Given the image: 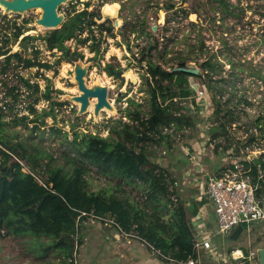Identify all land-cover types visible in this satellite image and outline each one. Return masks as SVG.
Returning <instances> with one entry per match:
<instances>
[{"label":"trees","instance_id":"trees-1","mask_svg":"<svg viewBox=\"0 0 264 264\" xmlns=\"http://www.w3.org/2000/svg\"><path fill=\"white\" fill-rule=\"evenodd\" d=\"M213 3H215V12L236 14L234 5L228 0H213ZM88 6L89 2H85V7L77 10L72 5L61 26L50 29L44 37L48 49L56 48L61 52L60 56L67 60L78 59L82 54L77 51L70 53L65 41L76 39L78 43L84 44L91 40L90 51L97 53L101 36H96L94 28H98L99 35L105 31L107 36H114L112 24L98 22L97 19L100 18L98 10L90 11L87 9ZM168 6L172 7V4ZM188 13L185 11L186 16ZM22 26L23 23L13 22L12 25L4 28L11 29L9 36L5 31L0 35L3 43L0 46V55L5 54L0 65V85L5 88L4 97L9 98L4 101V106L10 111L18 101H22L18 85L8 84L4 79L11 66L25 69L50 67L49 63L41 62L36 57L23 56L19 51L8 53V48L1 50V47L18 40L23 33ZM84 32L87 33L86 36L81 37ZM262 32L261 41L264 42V30ZM30 38L33 36H23L19 44L26 47L25 40ZM189 46L192 49L194 47L199 53H208L207 46L201 38L197 40L196 45ZM149 48L154 50L157 58L163 59V64L168 61L169 58L164 59L167 49H158L157 43L151 45L148 42L147 46L141 49V54ZM34 52L37 53L38 50ZM146 54L147 56L142 55L140 59L146 66L143 74L148 95L146 108H143L142 103L130 100L129 106L124 109L125 114L122 115L127 120L118 118L115 124H106L107 136L91 131H73L71 139H66L64 132V143L69 148V152L65 153L68 167L53 164L50 154L27 146L18 137V129H16V125L20 123L28 129V136L34 130L39 131L38 135L44 133L39 130V125H44L43 116L54 114L53 105L61 102L53 99L49 110L43 109L38 112L34 107L38 99L36 96L34 101H30L27 105L28 113L33 114V117L28 118L27 114L20 116L15 114L11 120L13 126L11 129L5 128L8 122L1 118L2 112H0V237L30 234L36 239L48 238L45 244L41 240L40 246L43 251L49 249L56 251L55 264H79L76 262V256L83 241L84 234L81 233L90 225L84 221H94L107 223L112 228V232L124 233L128 237L144 242L167 264H183L178 261L185 262L190 257L196 258L193 239L196 225L200 221L198 205L203 200L189 207L173 196L172 186L178 177L176 172L169 169L176 165L177 158L183 156L179 145H174L173 133L177 132L182 138L198 132L193 120L194 110L180 101L190 96L197 101L194 87L188 84L186 77L206 78L207 88L214 92L213 98L215 93L221 94L223 91L221 86H217L215 78L218 73L220 74L222 65L215 54H208L200 63V72L192 74L172 69L175 66H186L188 57L177 58L174 64L165 66L154 59L149 52ZM226 59L232 70L234 68L243 70L239 60L229 56ZM105 70L109 75H116L118 67L107 63ZM232 70L230 75L237 76V72ZM249 73L256 79L264 81L262 68L257 67ZM17 76L19 86L22 84L27 90H31L26 97L38 92L36 82L30 83L21 75ZM44 97L50 98L48 87ZM192 101L199 111V103L194 99ZM132 104L134 107H131ZM213 104L215 106L213 113L217 117L219 127H226L238 118L231 108L221 114L220 104L215 101ZM256 119L259 122L261 117ZM262 128L263 124L260 129ZM169 129L170 134L167 133ZM51 131L58 130L51 128ZM260 136L264 137L262 131ZM255 137L253 132L249 133L245 143L252 142ZM218 138L224 140L221 146L216 144ZM211 139L214 140L217 148L222 149L221 154L227 147L236 144L235 138L229 133L223 135L211 133ZM160 147L167 156H174L173 161L172 158L167 159L171 160L170 166L166 159H162V162H165L164 160L167 162L163 165L154 156ZM172 150L176 152L171 153ZM19 161H22L42 182L33 174L23 170V165ZM258 162L264 168V152L252 160L254 165ZM91 166L108 177V182L95 190L90 189L86 178ZM245 166H248L246 161ZM113 179L116 181L111 184L110 181ZM123 185L137 189L141 195H133L130 190H125ZM255 242H259V238H256ZM260 246H264V243ZM229 249L228 246L227 250ZM244 251L247 252V249Z\"/></svg>","mask_w":264,"mask_h":264},{"label":"rangeland","instance_id":"rangeland-1","mask_svg":"<svg viewBox=\"0 0 264 264\" xmlns=\"http://www.w3.org/2000/svg\"><path fill=\"white\" fill-rule=\"evenodd\" d=\"M228 1L234 5L235 15L230 12H215L213 0H70L61 5L58 11L67 17L72 5H74L75 9L81 10L85 7V2H89L87 9L90 11L98 10L99 12L100 18L97 19L98 22L104 21L105 24H112V31L114 33L112 37L107 36L105 31H102L101 35H99L98 28H94L96 36H101L98 43L99 51L97 53L90 51L91 40H88L84 44L78 43L76 39L65 41L70 53L75 51L80 52L82 57L79 59L83 63H89V68L85 75L87 84L91 85L94 82H99L108 87L107 96L113 103L115 112L102 111L97 120H93L92 118L91 107L88 112L77 116L78 103L62 100L64 94H77L78 92L76 85L73 83V65L77 59L72 58L67 60L60 56L61 52L56 48H47L44 37L50 29L34 25V20L40 16V8L27 10L23 14H6L5 18H0V35L4 34L5 31L9 36L11 29L5 30L4 28L5 26L12 25L13 22L16 24L23 23L21 29L23 33L18 37L16 42L8 43L4 49L8 48V53L19 51L23 56L36 57L41 62L49 63L50 67H30L25 69L19 66L16 68L11 66L7 75H4V79L8 84L18 85L22 99V101H18L13 106L12 111L8 110L4 106V101L9 100V98L4 97L5 88L0 85L1 118L8 122L5 128L11 129L13 127L11 120L15 114L17 116L27 114L28 118L33 117V114L28 113L27 105L30 101H34L36 96H38V99L35 101L34 107L38 112H41L43 109L49 110L53 99L61 102V104L53 105L54 114L43 116L44 125H39V130L44 131V133L38 135L39 131L34 130L28 136V129L20 123L16 125V129H18V137L27 146L50 154L53 164L68 167L67 155L65 153L69 152V148L64 143V132H66V139H71L73 131H91L101 136H107L108 130L105 129L106 124H115L118 118H122L123 121L127 120L122 115L125 114L124 109L129 106L130 100L142 103L143 108H146L145 105L148 98L146 91L147 84L143 78L146 66L145 62H141L140 60L142 55L147 56L146 53L149 52L154 59H157L161 65L165 66L174 64L177 58L188 57V64L197 67L199 69L198 72H200V63L208 54L213 53L222 65L220 74L218 73L215 78L217 86L222 87L225 99L220 98L218 93H215L211 101L210 96L214 92L210 91L209 87L207 88L206 83L208 81L206 78L203 76H187L188 84L193 86L196 92L199 89L202 90V93H198L200 95L199 101H196L193 96L188 97L186 100L181 99L180 101L194 110V123L198 126L205 125L206 128H208V125H206L209 124L208 122H218L216 120L217 117L213 113L215 108L213 104L214 100L220 103L221 114L229 108L227 106L232 107L238 118L235 122L236 128L230 127V130L235 133L239 142L245 140L248 138L249 131H247V128L256 130V132L259 131L256 125L257 120H255L256 112L264 116V81L256 79L249 73L257 67L262 68L264 71V42L261 41L262 31L264 30V0ZM169 4H172V7H169ZM185 11L189 12L187 16ZM0 14H2L1 8ZM191 22L194 23L191 24ZM86 34L84 32L81 37L86 36ZM25 35L33 36V38L25 40L26 47L19 44ZM199 38L204 41L208 53H199L194 47L193 49L190 46L188 47V45H196ZM148 42L151 45L157 43L160 50L167 49L164 59H169H167L166 63L163 64V59L157 58L153 49H145V52L141 54V49L147 46ZM34 50H38V52L35 53ZM227 56L233 57L237 61L239 60L238 62L242 64L243 70L238 68L232 70L227 63ZM3 58L4 55H0V65ZM107 63L117 66L118 70H121L119 75H109L105 70ZM231 70L232 72H237V76L232 77L230 75ZM17 75L28 79L30 83L36 82L38 84V92L32 94L31 97H26L31 93V90H27L22 84L19 86ZM47 87L49 89V99L44 97ZM193 99L199 103V111L196 110L192 101ZM238 99L243 101L242 103L248 109L238 108L234 104ZM131 107H134V105L132 104ZM243 122L245 124H242ZM262 124L264 127V120ZM51 128H55L58 131L53 132ZM213 130L223 132L224 128L215 124L210 130L203 131L202 134L206 136L207 133ZM170 132V129L167 130L168 134ZM173 135L175 136L174 145H179V148L180 145L190 147L191 140L193 139L198 144L200 143L198 138L200 134L198 135V132L193 133L189 137L185 136L182 138L177 132H174ZM263 142L264 139H260V143ZM205 144H207V147L202 145L200 149V155L202 153L205 154L200 158L202 159V164L205 167H212L214 165L212 162H215L216 166H219L218 162L222 159L220 156L222 149L218 148L219 152L212 154L210 151L212 144ZM175 152V150L171 151V153ZM154 156L163 165H165L166 160L162 162V159L172 158V161L175 159L173 155L167 156L162 147L158 148ZM198 167L196 166L195 170ZM90 168V173L86 177L89 181L90 189L95 190L104 186L108 182V177L99 173L95 167L91 166ZM169 170L176 172L174 167H171ZM192 170H194V166H190L189 174ZM34 176L42 182L38 176L35 174ZM191 180L187 179V181ZM115 181L116 179H113L110 182L114 184ZM123 186L125 190H130L133 195H141V192L137 189H131L129 185ZM172 187L175 199H178L177 193L179 190L181 194L186 190L185 186L179 188L178 180L175 181ZM190 189L187 188L189 193ZM260 225L261 229L259 228ZM95 226H98L99 230L94 231L91 229V227L96 228ZM95 226L88 225L85 228L86 231L81 233V235H84H82L83 242L79 245V251L76 256L77 263H80L81 259H83L81 264H88L86 263V260H88L86 259L87 256L97 263L100 259L98 258V253L104 248L105 251L107 248H110L107 242L112 236H108L107 239L105 238L106 236L104 237V229L110 231V226L107 223L102 224L100 222H97ZM101 227L105 228L100 230ZM256 231L261 232L257 233L256 236L261 234L264 240V225L260 222H252L248 229L245 226L234 242H231L232 240L229 239L228 234L223 236L214 235L212 242L224 252L228 251V246L230 248L239 246L244 251L248 248L249 242L252 243L251 238L254 240V233ZM41 240L45 244L48 238L41 237L40 239H36L30 234L0 237V264H55L56 251L52 249L43 251L40 246ZM134 245L144 253L150 251L146 245L141 246L136 242H134ZM107 255L109 256L110 254ZM199 255L203 259L209 258L203 249L200 250ZM251 262H254V260L245 261V264H251Z\"/></svg>","mask_w":264,"mask_h":264},{"label":"built area","instance_id":"built-area-1","mask_svg":"<svg viewBox=\"0 0 264 264\" xmlns=\"http://www.w3.org/2000/svg\"><path fill=\"white\" fill-rule=\"evenodd\" d=\"M194 91L197 95V101H199V94L202 93V90L199 89L197 92L196 90ZM218 95L220 98L225 99L223 91ZM210 100H213L212 94ZM214 101L217 102L216 100ZM242 102L243 101L238 99L234 104L238 108L248 109V107H245ZM247 102L249 101L247 100ZM227 107L234 110L230 106ZM255 117H261V122H256V125L259 128V131L257 132L256 130H250L247 128V131H249L248 134L253 132L256 135L255 139L250 143H245L248 138L239 142L235 133L230 130V127L236 128V120L234 123L222 127L224 128L223 132L213 130L207 133L206 136L202 134L203 131H207V129L210 130L213 125L215 126L216 124L218 126V124L216 122H208L209 124H206L208 125V128H206L205 125L198 126L195 124L198 129V135L200 134L198 137L200 143L197 146L191 145L192 147L180 145L183 156L187 157L192 162H200L202 160L200 158L205 155L204 153L200 155V149L202 145L207 147V144L205 143L212 144L210 147L212 154L218 153V148L214 145V140L211 139V133L221 135L229 133L236 140V144L227 147L221 154L227 168L222 172L211 174L202 180L204 189L201 194L205 195L207 198V202L204 203L203 207L211 210L215 215L216 229L211 230L204 222H202L194 232L193 248L196 258L190 257L185 262L178 261L179 263L245 264V261L256 260V251L253 249L243 252L241 248H231L227 252H224L219 246H215L212 242V237L214 235H227L239 225L242 226L241 232L245 226L248 229L252 222H260L264 225V168L261 166L260 162L256 165L252 163L253 159L258 158V156L264 152V142L260 143V139H264V137L260 136L261 131L264 133V127L260 129L264 116L259 112H256ZM238 122L240 123V121ZM242 124L245 123L243 122ZM216 144L221 146L224 144V140L218 138ZM245 161L248 163V166H245ZM19 162L23 165V170L33 174L22 161ZM196 176L197 175H195V181L200 179ZM201 249L207 251V256H209V258L207 257V260L199 255ZM169 259L176 261L171 258Z\"/></svg>","mask_w":264,"mask_h":264},{"label":"crops","instance_id":"crops-1","mask_svg":"<svg viewBox=\"0 0 264 264\" xmlns=\"http://www.w3.org/2000/svg\"><path fill=\"white\" fill-rule=\"evenodd\" d=\"M191 145L197 146L198 142H196L193 139V140H191ZM167 161L170 162L171 160H167ZM177 161L178 162L174 166V170L176 171V175L178 177L177 180H178L179 188L180 187L182 188L183 186H185L186 190H187V188L188 189L191 188L190 189L191 194L188 192V190H187V192H186V190L183 191L184 193L181 194V193H179L180 192V190H179V192L177 193V198H179L180 200L182 199V201L185 204H188L189 207L193 206L196 202H199L202 199L203 202L198 205V211H197L198 217H200V221L197 223L196 226L198 227L202 222H204L208 228H210L211 230H215L216 229L215 215L213 214V212L211 210L205 209L203 207L204 203L207 202V198L205 197V195L201 194L203 189H204L203 185H202V180L211 174L224 171L227 168L226 163L224 162V160L220 159L218 162L219 166H216L215 162H212V163H214V165L212 167H205L204 164H202V160L200 162H197V161L192 162L185 156H181L180 158H177ZM195 164H197V165H195ZM190 166H194V170H192L191 173L189 174ZM196 166H199L197 170H195ZM195 175H197L196 177L200 178V179L195 181ZM187 179H192V180L187 181ZM84 223L90 224L92 226L97 225V222H94V221H90V222L84 221ZM95 227L96 228L91 227V229L94 231L99 230L98 226H95ZM104 228L105 227H101L100 230H103ZM259 228L261 229V225L259 226ZM111 229L112 228H110V231L104 229V232H105L104 237L106 236L105 237L106 239L108 238V236H112L109 238V240L107 242L109 244L110 248L109 249L107 248L106 251L104 250L105 249L104 248L102 251H100L98 253V258H100V259L97 261V263L95 260L91 259L88 256L86 258V259H88V260H86V263H88V264H167L156 255V251H154L153 249L148 247V245H146L144 242H141L138 239H135L132 237H128L124 233L119 234L117 232H112ZM252 229H253V227H252ZM257 233H261V232L256 231L254 233L255 238H254V240L251 238L252 243L249 242L247 251L249 249H253L256 251V248L264 247V246H260V244L264 243L263 242L264 240L262 239L261 234L256 236ZM229 234H230V232H229ZM229 234H228V237H229ZM238 237H239V235H238ZM256 238H259V242H255ZM236 239H231L232 240L231 242H234ZM134 242L138 243L141 246L146 245V247L150 251L144 253L143 251H141L140 249H138L134 245ZM233 248H241V247L236 246ZM204 252L206 255L208 254L207 251H204ZM106 253L110 254V255L108 256ZM256 256H257V254H256ZM256 258L257 257H255V259ZM205 260H207V257L205 258ZM82 261H83V259H81L79 264H81ZM255 263H256L255 260H254V262H251V264H255Z\"/></svg>","mask_w":264,"mask_h":264},{"label":"water","instance_id":"water-1","mask_svg":"<svg viewBox=\"0 0 264 264\" xmlns=\"http://www.w3.org/2000/svg\"><path fill=\"white\" fill-rule=\"evenodd\" d=\"M70 0H0L2 14L8 13L23 14L27 10L40 8V16L34 20L35 26H42L48 29H55L61 26L65 20V15L58 11V8ZM89 68V63H83L77 59L73 65V83L78 90L77 94H64L62 100L78 103L76 115L79 116L88 112L91 105V115L93 120H97L102 111L115 112L113 103L108 99V87L99 82L88 85L85 75ZM173 70L184 71L197 74L199 69L192 64L186 66H175ZM121 70L116 71L119 75ZM94 99V100H93ZM91 101L92 104H91ZM242 230V226L235 227L229 234L230 239H236ZM256 264H264V247L256 248Z\"/></svg>","mask_w":264,"mask_h":264},{"label":"flooded vegetation","instance_id":"flooded-vegetation-1","mask_svg":"<svg viewBox=\"0 0 264 264\" xmlns=\"http://www.w3.org/2000/svg\"><path fill=\"white\" fill-rule=\"evenodd\" d=\"M0 18H5V15L1 14V15H0ZM1 40H2V39H0V46H2V44H3ZM4 47H6V46L1 47V50H5L6 48L4 49ZM1 55H4V57H5V54H1ZM3 59H4V58H3Z\"/></svg>","mask_w":264,"mask_h":264},{"label":"bare ground","instance_id":"bare-ground-1","mask_svg":"<svg viewBox=\"0 0 264 264\" xmlns=\"http://www.w3.org/2000/svg\"><path fill=\"white\" fill-rule=\"evenodd\" d=\"M106 13H109V12H106ZM107 83V82H106ZM93 101H91V104H92ZM91 107V105L89 106V108Z\"/></svg>","mask_w":264,"mask_h":264}]
</instances>
